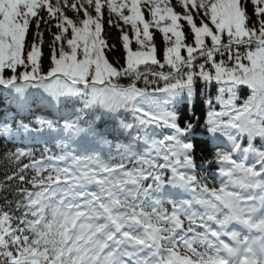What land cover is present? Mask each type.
<instances>
[{
    "label": "snow or ice",
    "instance_id": "6c2138e0",
    "mask_svg": "<svg viewBox=\"0 0 264 264\" xmlns=\"http://www.w3.org/2000/svg\"><path fill=\"white\" fill-rule=\"evenodd\" d=\"M0 95V264H264V0H0Z\"/></svg>",
    "mask_w": 264,
    "mask_h": 264
},
{
    "label": "trees",
    "instance_id": "16d2710c",
    "mask_svg": "<svg viewBox=\"0 0 264 264\" xmlns=\"http://www.w3.org/2000/svg\"><path fill=\"white\" fill-rule=\"evenodd\" d=\"M116 36H117V33L113 30L111 33L110 42L115 43L116 42ZM45 38L47 40V38H48L47 34H46ZM45 51H47V49H45ZM120 55H121V51L118 48L117 50H114L113 52L109 53V59L114 61ZM121 82L124 83L125 81H121ZM208 91L214 92L215 89L212 88V89H209ZM12 111H14V109L7 103L5 97L3 95H0V121H3L6 113L12 112ZM102 111H103L102 109L97 108L96 109L97 115L99 116ZM124 115L127 116L128 114L124 113ZM195 115L200 117V123L202 125L206 113H205L203 106L200 102L199 92H198V98H197L196 105H195ZM177 116H178V119L181 123H183L187 119H192L194 123L196 122L194 117H192L191 112H189L185 106H178ZM129 119H130V117H129ZM104 121H109V117L108 116L103 117V119L100 121L101 127L104 126ZM109 123H110V121H109ZM193 139L197 143V156H198L197 164L199 165L202 163L203 156L207 155L206 152H201V149L204 147V145L201 143V141L207 140L208 137L203 134V128L200 127V128H197L196 134L194 135ZM210 147H211V145H210ZM11 148H13V144L6 141L3 137H0V155H2L3 153H5L7 150H9ZM3 171H4V168H3L2 164H0V178H2ZM206 171H207L206 165L203 167H200L198 169V172L201 176H207ZM207 178H208V176H207Z\"/></svg>",
    "mask_w": 264,
    "mask_h": 264
}]
</instances>
